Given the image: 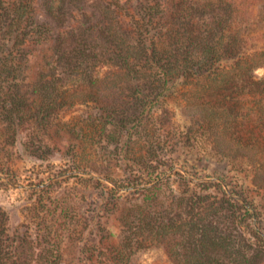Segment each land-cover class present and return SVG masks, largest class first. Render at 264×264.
Listing matches in <instances>:
<instances>
[{
	"label": "rangeland",
	"instance_id": "obj_1",
	"mask_svg": "<svg viewBox=\"0 0 264 264\" xmlns=\"http://www.w3.org/2000/svg\"><path fill=\"white\" fill-rule=\"evenodd\" d=\"M247 56L264 0H0V264H264Z\"/></svg>",
	"mask_w": 264,
	"mask_h": 264
},
{
	"label": "trees",
	"instance_id": "obj_2",
	"mask_svg": "<svg viewBox=\"0 0 264 264\" xmlns=\"http://www.w3.org/2000/svg\"><path fill=\"white\" fill-rule=\"evenodd\" d=\"M173 35L171 34V36L169 37L172 40L171 45H173V43H176L173 41V40H176ZM223 36H224V32H222L219 35V37L216 38L218 40H212L213 37L211 34V41H212L211 46H208V48H207V50H208L207 56H209L208 60L203 61V59H200V62H198V64H197L199 67H204L205 64L207 63V61H209L211 59V71H212V73H218L221 70L216 65V60L220 56L221 51H223L220 48L221 45H218L220 42H222ZM251 62H252V59H250V57L247 56L245 61L242 62L241 65L237 64V67H235V66L231 67L228 71L225 72V74H230V76L231 75H233V76L238 75V76H240V78L244 79L245 85L243 86V90H244L245 99L247 100V102L251 103V104H247L248 105L247 109L249 112L253 111L254 107H256V108H258V110H260V113L263 115V117H262L263 122H262L261 130H264V79L253 78L252 70L256 66L255 65L253 66V64ZM238 67H240V68L237 69ZM164 68H166V69H163L162 72L165 76L166 82L168 81V79L175 77L177 75V72L179 71L178 65L176 63H173L172 61L167 63V65H164ZM225 74L221 77L222 78L221 80H223L224 78H227L228 75H225ZM213 75H216V74H213ZM235 78H237V77H235ZM226 80L227 79L223 80L222 82L224 83V81H226ZM246 97H249V98H246ZM263 136H264V134H263ZM136 212H142V211H136ZM150 214H154V213L152 211H150L149 214H147V215L150 216ZM198 261H199V258L195 257L194 262H198ZM199 264H207V263L200 261Z\"/></svg>",
	"mask_w": 264,
	"mask_h": 264
}]
</instances>
